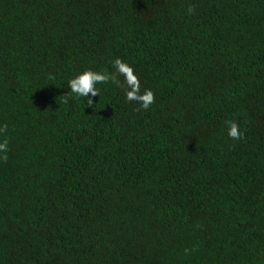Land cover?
<instances>
[{
	"label": "trees",
	"instance_id": "1",
	"mask_svg": "<svg viewBox=\"0 0 264 264\" xmlns=\"http://www.w3.org/2000/svg\"><path fill=\"white\" fill-rule=\"evenodd\" d=\"M4 124L0 264H264V0H0Z\"/></svg>",
	"mask_w": 264,
	"mask_h": 264
},
{
	"label": "clouds",
	"instance_id": "2",
	"mask_svg": "<svg viewBox=\"0 0 264 264\" xmlns=\"http://www.w3.org/2000/svg\"><path fill=\"white\" fill-rule=\"evenodd\" d=\"M195 5H189L187 13L189 15L195 14ZM113 71L98 72L93 70H85L79 73L74 78L68 81V86L71 91L62 95L64 102L67 103V97L69 95H75L76 97H88L91 94L92 97L98 96L99 90L96 85L98 83L104 84L108 82L114 83L117 87H121L125 90V96L127 102H135L139 107L134 109L135 111L144 110L147 111L151 105L155 102V94L150 89H144L141 92V85L138 76L134 73V69L124 62L121 58L117 57L111 61ZM123 77L124 81L121 83L119 77ZM88 105H91L93 101L88 100ZM227 135L230 139L240 141L245 138L244 133L240 131L239 124L234 120H226ZM7 132V124L0 126V133ZM8 139L5 136L0 140V161L4 163L8 160Z\"/></svg>",
	"mask_w": 264,
	"mask_h": 264
}]
</instances>
